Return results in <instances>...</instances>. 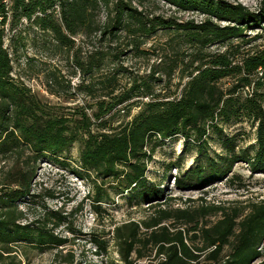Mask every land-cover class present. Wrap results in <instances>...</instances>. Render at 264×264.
Listing matches in <instances>:
<instances>
[{
  "label": "trees",
  "instance_id": "obj_1",
  "mask_svg": "<svg viewBox=\"0 0 264 264\" xmlns=\"http://www.w3.org/2000/svg\"><path fill=\"white\" fill-rule=\"evenodd\" d=\"M163 1L182 10L199 12L205 18L194 23L149 16L134 6L133 0H0V156L19 155L27 149L30 161L36 163L80 141V167L84 171H95L102 178H115L121 191L127 190L130 204L148 203L155 207L140 222L144 232H140L137 222L114 227L113 238L123 264H134L135 259L152 253L153 264H203L202 256L212 261L209 264H251L264 259V203L253 205L243 216L236 211H222V216L212 223L198 222L188 216L195 224L187 233L194 232L192 238L196 241L188 244L185 230L172 231L162 224L170 217V211L155 205L158 202L153 203L161 199L162 190L148 182L145 173L154 146L163 139L180 135L185 141L190 137L200 140L209 128L218 129L220 123L242 120L256 123L257 145L253 154H234L231 137L224 143L228 144L230 155L244 160L252 171H264V108L259 91L264 86V50L244 57L238 64L230 56L235 48L232 40L240 39L248 28H264V0L256 11L227 0ZM101 11L105 12L102 22ZM23 21L24 28L49 35L58 47L67 48L78 70L91 74L92 80L85 84L87 92L97 97L91 116L83 111L77 123L69 127L67 118L54 112L51 116L49 107L11 76L12 54L4 46L5 25L10 22L13 43L16 28ZM215 21L228 24L220 26ZM157 29L174 30L175 34L182 35L193 44L197 55L190 60L196 65L187 72L188 78L179 95L171 99L154 93L153 82L159 79L142 80L120 91H117V69L93 79V72L100 68L105 56L116 57L124 50H102L88 54L85 60L79 58L76 40L80 36L90 38L99 34V41L110 42L123 32L137 50L141 39ZM216 42H227L228 46L220 53L200 54L202 48ZM176 66L165 74L170 76ZM154 72L155 69L151 77ZM250 73H259V76L253 80L247 76ZM230 75H239L238 81L224 90L219 81ZM252 82L251 92L244 97L236 94L239 86H249ZM134 108L136 113L127 119ZM233 159L228 156L225 164L209 159V177L205 178V173L198 168L174 176V183L178 188H185L194 186L192 181L197 185L217 181L229 171ZM33 175L32 165L24 170L14 168L0 185V264H21L16 256L18 245L44 250L58 248L67 241L55 234L53 228L20 221L19 204L27 197H34ZM180 212L187 216L186 211ZM52 215L53 225H59L63 217L57 212ZM94 241L96 247H105L102 240ZM225 246H229V252L223 255Z\"/></svg>",
  "mask_w": 264,
  "mask_h": 264
},
{
  "label": "rangeland",
  "instance_id": "obj_2",
  "mask_svg": "<svg viewBox=\"0 0 264 264\" xmlns=\"http://www.w3.org/2000/svg\"><path fill=\"white\" fill-rule=\"evenodd\" d=\"M227 1L241 3L247 9L256 11L262 0ZM132 4L149 16H160L175 22L198 23L205 18L199 12L182 10L163 0H133ZM99 19L101 22L105 19L104 11L100 12ZM215 22L220 26L228 24L226 21ZM9 23L5 25L4 46L12 54L11 76L48 106L51 116L57 114L67 118L69 127L77 123L81 112L85 111L91 116L97 100L95 94L91 95L85 88V84L92 80L91 74H82L74 65L70 51L58 47L49 35L24 28L25 21L16 28L12 43L10 37L13 31ZM244 34L240 39L232 40L235 48L230 56L236 64L241 63L244 57L264 50V28H248ZM99 37V34L90 38L80 36L76 40L81 55L79 58L85 60L88 54L102 50H124L116 57L105 56L100 68L93 72L94 79L117 69V91L153 78L160 80L153 82L154 93L168 95L171 99L179 95L188 78L187 72L196 65L190 63L192 56H197L195 47L182 35L175 34L174 30L157 29L141 39L137 50L129 44V38L123 32L119 38L110 42L99 41ZM227 46V42H216L202 48L200 54L220 53ZM175 64L177 66L171 75L165 74ZM153 69L155 72L151 77ZM247 76L254 80L259 73ZM238 78L239 75L224 77L219 85L224 90L229 89ZM253 83L239 86L236 94L244 97L251 92ZM259 91L262 93L264 108V86ZM136 111L137 108H134L127 119ZM92 129L95 130V127L92 126ZM230 137L234 144V154H253L257 145L256 123L250 120L220 123L218 129L209 128L200 140L190 137L189 141H185L180 135L163 139L154 146L147 161L145 174L148 182L162 190L161 199L153 203L158 202L155 205L170 211V217L162 224L172 231L185 230L188 244L196 243L192 238L194 232L187 233L195 224L188 220V216L198 222L212 223L222 216V211H236L243 216L253 205L264 203V171L254 172L244 160L230 155L232 153L229 152L228 144L224 143ZM80 147V141H75L55 156L48 155L36 163L30 161V151L27 149L19 155L0 156V185L14 168L24 170L31 165L34 167L31 181L34 197H27L19 204L18 209L22 214L20 221L46 229L53 228L55 234L67 240L63 246L44 250L18 245L16 256L21 264H123L113 238L114 227L137 222L140 232L145 231L140 222L146 220L155 207H150L148 203L130 204L127 190L122 192L115 178H102L95 171H84L80 167ZM228 156L234 158V161L229 171L217 181L208 180L200 185L192 181L195 185L185 188H178L174 183V176L198 168L207 178L211 175L209 159L225 164ZM98 195L103 198L96 199ZM183 210L187 216L182 215L180 211ZM52 212L63 217L57 226L53 225L55 217ZM98 239L104 242V248L96 247L94 240ZM228 252L229 246H225L222 254ZM131 257L135 259L134 253ZM152 258L153 253L135 259L134 264H153ZM201 261L203 264L212 262L203 256ZM251 264H264V259H257Z\"/></svg>",
  "mask_w": 264,
  "mask_h": 264
}]
</instances>
